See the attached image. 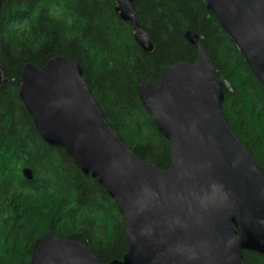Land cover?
Masks as SVG:
<instances>
[{
    "label": "water",
    "instance_id": "water-1",
    "mask_svg": "<svg viewBox=\"0 0 264 264\" xmlns=\"http://www.w3.org/2000/svg\"><path fill=\"white\" fill-rule=\"evenodd\" d=\"M145 53L154 51L133 0H112ZM264 87V0H205ZM3 0H0V20ZM192 63L166 66L158 83L138 87L139 99L169 142L170 166L137 157L110 126L78 62L52 57L27 63L19 98L41 138L63 149L115 201L128 249L103 263L90 247L51 233L33 244L30 264H245L244 252L264 257V172L229 127L225 84L199 35ZM4 69L0 61V88ZM31 181L30 168L22 170Z\"/></svg>",
    "mask_w": 264,
    "mask_h": 264
},
{
    "label": "trees",
    "instance_id": "trees-1",
    "mask_svg": "<svg viewBox=\"0 0 264 264\" xmlns=\"http://www.w3.org/2000/svg\"><path fill=\"white\" fill-rule=\"evenodd\" d=\"M132 6L154 44L150 54L136 43L112 0H3L0 264H30L34 242L46 233L86 244L103 263L121 259L128 249L115 201L63 149L41 138L19 98L27 63L43 67L54 56L78 62L112 129L141 160L166 169L169 142L140 101L138 87L146 79L158 83L166 66L196 60L197 49L185 37L192 30L225 84L229 127L264 172V87L205 0H133ZM8 156L16 166L6 163ZM25 167L31 181L23 176ZM40 194L49 197L42 201ZM244 263L264 264V257L244 252Z\"/></svg>",
    "mask_w": 264,
    "mask_h": 264
},
{
    "label": "rangeland",
    "instance_id": "rangeland-1",
    "mask_svg": "<svg viewBox=\"0 0 264 264\" xmlns=\"http://www.w3.org/2000/svg\"><path fill=\"white\" fill-rule=\"evenodd\" d=\"M56 15H57V11H56ZM13 159H14V158H11V157L8 156V157L5 158V161H6V163H7L8 165L10 164L11 167H12V166H16V163L14 162ZM40 197H41V200H42V201H46V199H47L49 196H48L47 194H40ZM51 197H53V196L51 195ZM55 206L58 207L59 205L56 204Z\"/></svg>",
    "mask_w": 264,
    "mask_h": 264
}]
</instances>
